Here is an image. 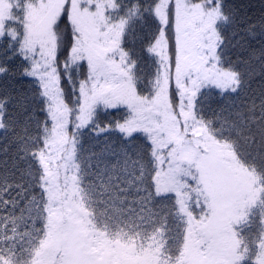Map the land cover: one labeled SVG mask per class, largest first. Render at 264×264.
<instances>
[{"label": "snow or ice", "instance_id": "snow-or-ice-1", "mask_svg": "<svg viewBox=\"0 0 264 264\" xmlns=\"http://www.w3.org/2000/svg\"><path fill=\"white\" fill-rule=\"evenodd\" d=\"M0 8V264H264V0Z\"/></svg>", "mask_w": 264, "mask_h": 264}, {"label": "rangeland", "instance_id": "rangeland-1", "mask_svg": "<svg viewBox=\"0 0 264 264\" xmlns=\"http://www.w3.org/2000/svg\"><path fill=\"white\" fill-rule=\"evenodd\" d=\"M35 22L40 26L48 40L54 41V36L49 27V16L42 12H34ZM17 18L10 9L0 8V34L5 31L8 20Z\"/></svg>", "mask_w": 264, "mask_h": 264}, {"label": "trees", "instance_id": "trees-1", "mask_svg": "<svg viewBox=\"0 0 264 264\" xmlns=\"http://www.w3.org/2000/svg\"><path fill=\"white\" fill-rule=\"evenodd\" d=\"M7 22H8V21H7ZM5 31H14V30L11 29V27L8 26L7 23H6V25H5ZM5 31H4V32H5ZM4 32H2L1 34H3Z\"/></svg>", "mask_w": 264, "mask_h": 264}]
</instances>
